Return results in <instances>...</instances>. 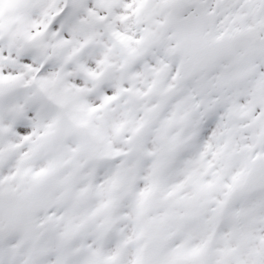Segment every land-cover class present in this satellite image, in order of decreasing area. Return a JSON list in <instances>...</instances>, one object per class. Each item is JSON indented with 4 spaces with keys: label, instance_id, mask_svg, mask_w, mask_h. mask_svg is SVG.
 Wrapping results in <instances>:
<instances>
[{
    "label": "snow or ice",
    "instance_id": "6c2138e0",
    "mask_svg": "<svg viewBox=\"0 0 264 264\" xmlns=\"http://www.w3.org/2000/svg\"><path fill=\"white\" fill-rule=\"evenodd\" d=\"M0 264H264V0H0Z\"/></svg>",
    "mask_w": 264,
    "mask_h": 264
}]
</instances>
